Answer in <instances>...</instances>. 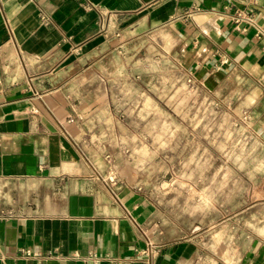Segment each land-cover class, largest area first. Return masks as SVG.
Masks as SVG:
<instances>
[{
    "label": "crops",
    "instance_id": "1",
    "mask_svg": "<svg viewBox=\"0 0 264 264\" xmlns=\"http://www.w3.org/2000/svg\"><path fill=\"white\" fill-rule=\"evenodd\" d=\"M157 60L197 93L237 91L210 103L263 142L254 191L206 228L150 192L127 144L119 108L136 101L119 94H138L134 73ZM257 207L264 0H0V264H264Z\"/></svg>",
    "mask_w": 264,
    "mask_h": 264
},
{
    "label": "rangeland",
    "instance_id": "2",
    "mask_svg": "<svg viewBox=\"0 0 264 264\" xmlns=\"http://www.w3.org/2000/svg\"><path fill=\"white\" fill-rule=\"evenodd\" d=\"M149 69L151 76L144 67L134 73L140 75L138 94H119L136 101L134 107L119 108V114L129 133L127 144L139 153L150 192L188 229L197 224L206 228L213 208L214 220L218 216L220 221L239 212L243 204L233 202L254 191L263 142L251 127L232 121L237 114L231 109L210 103L237 91L210 94L186 88L183 69L173 60H157ZM147 85L155 91H148ZM252 212L258 217L264 207ZM238 224L243 227L244 220Z\"/></svg>",
    "mask_w": 264,
    "mask_h": 264
},
{
    "label": "built area",
    "instance_id": "3",
    "mask_svg": "<svg viewBox=\"0 0 264 264\" xmlns=\"http://www.w3.org/2000/svg\"><path fill=\"white\" fill-rule=\"evenodd\" d=\"M246 20L248 22H252L250 17H247L246 15H244L243 13H237L235 15V22L238 24L241 21ZM158 249L157 247L152 243V242H148L146 245V248L143 250V254L144 255H148L149 253H157Z\"/></svg>",
    "mask_w": 264,
    "mask_h": 264
}]
</instances>
